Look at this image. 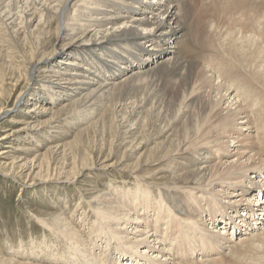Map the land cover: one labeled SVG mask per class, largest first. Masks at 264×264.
Here are the masks:
<instances>
[{"label": "bare ground", "instance_id": "1", "mask_svg": "<svg viewBox=\"0 0 264 264\" xmlns=\"http://www.w3.org/2000/svg\"><path fill=\"white\" fill-rule=\"evenodd\" d=\"M15 57L0 176L88 212L59 196L60 255L0 264H264V0H0Z\"/></svg>", "mask_w": 264, "mask_h": 264}, {"label": "rangeland", "instance_id": "2", "mask_svg": "<svg viewBox=\"0 0 264 264\" xmlns=\"http://www.w3.org/2000/svg\"><path fill=\"white\" fill-rule=\"evenodd\" d=\"M20 48H24V51H28L29 49L27 45H23ZM1 59L2 58H0V71H2L0 74H3L2 72H4L3 75L6 74V76L1 78L2 75H0V82L1 80L5 79L2 83L4 84L2 87H4L3 89L8 90L3 95V101L1 103H4L8 101L10 96L9 92H11L9 91L11 86L5 83H11L13 81L16 82L17 80H27V71L25 69L16 68L20 63V59L18 57H15V60L13 59L11 63H8L10 66L12 65V67H15L14 71H9L8 68L5 69ZM20 84L21 88H19V91L25 89L27 86L26 83L22 84V82H20ZM11 117H16L17 120L21 119V115H12ZM3 124L2 127L8 126V119L5 120ZM41 139L42 141L45 140L43 138ZM2 148V145H0V149ZM21 172L16 171L15 173L18 175ZM122 181L124 180H122L117 175H104V177L100 179L101 184H119L127 187V185H125V183ZM130 185L133 184H128V186ZM59 196L66 198L68 202L67 204L70 205H68L69 208H73L75 205H77L80 209L81 207L86 208V212H88V206L84 200L81 201L80 195L73 189H66L65 187L56 185L50 187H41L38 190H34V192H26L17 183L14 184L12 181H7L2 176H0V255H3V258H8V256L10 258L12 250L20 249L21 245H23L24 250H28L26 251L27 254L35 253L38 259H42L41 261H43L45 258H49V253L60 255L59 244L55 245L51 243L57 242L55 241V238L53 240V236H51V234L42 226L39 218L37 217L38 213L40 212L53 214V211L60 209L55 204L59 201ZM50 206H52V208ZM58 212L60 213V210H58ZM69 218L71 219V217ZM79 219L80 215L76 217V222H78ZM46 243L48 244L43 245ZM190 244L192 247L198 245L196 241L192 243L190 242ZM51 249H53V251H51Z\"/></svg>", "mask_w": 264, "mask_h": 264}]
</instances>
